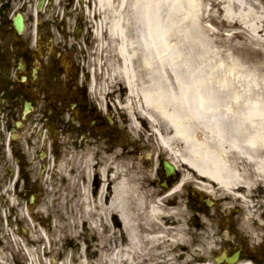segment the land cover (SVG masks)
<instances>
[{"label": "bare ground", "instance_id": "obj_1", "mask_svg": "<svg viewBox=\"0 0 264 264\" xmlns=\"http://www.w3.org/2000/svg\"><path fill=\"white\" fill-rule=\"evenodd\" d=\"M94 2L87 14L95 20L88 24L95 29L98 56L102 49L117 57L102 54L98 59L106 69L109 108L121 107L134 138L148 135L154 145L128 150L107 143L75 144L68 189L46 202V211L62 212L72 204L76 210L66 220L75 225H69L76 229L84 223L97 235L99 260L94 262L88 252L87 259L81 255L74 264L204 262L203 251L191 249L192 214L186 200L192 196L184 189L205 193L223 215L230 203L246 204L264 194V75L249 70L239 53L224 55L204 25L220 13L229 27L248 35L247 40L235 36L246 43L241 48H255L264 43V7L259 0ZM160 150L169 155L183 188L167 193L152 188L159 186L152 182V168ZM92 174L101 181L97 196H90L81 183H88ZM115 216L121 242L113 245L117 232L108 230L109 218ZM216 216L217 209L210 218ZM39 235L36 229L25 257L44 264L42 255L33 252L38 244L45 245ZM181 249L187 253L178 255ZM9 251L18 258L16 245Z\"/></svg>", "mask_w": 264, "mask_h": 264}, {"label": "flooded vegetation", "instance_id": "obj_2", "mask_svg": "<svg viewBox=\"0 0 264 264\" xmlns=\"http://www.w3.org/2000/svg\"><path fill=\"white\" fill-rule=\"evenodd\" d=\"M73 3L0 0V243L12 222L10 196L35 192L37 183L31 181L46 176L56 162L59 147L47 129L57 131V124L60 134L81 140L96 134L110 142L112 137L111 125L85 82L83 48L31 46L34 16L46 40L59 20L75 18L77 13L68 8ZM18 14L24 17L22 34L15 26ZM263 197L258 194L246 204H234L232 241L214 244L212 256L225 252L235 264H264ZM250 208L253 211L247 212ZM200 212L205 215L204 208ZM7 257L8 253L0 252V261H8Z\"/></svg>", "mask_w": 264, "mask_h": 264}, {"label": "rangeland", "instance_id": "obj_3", "mask_svg": "<svg viewBox=\"0 0 264 264\" xmlns=\"http://www.w3.org/2000/svg\"><path fill=\"white\" fill-rule=\"evenodd\" d=\"M221 17L222 16L220 15V13L213 14L211 17L208 18L204 26L209 29V32L211 34H214L213 36H210V38L214 40L215 45H217L218 47H221V49L224 51V55L234 56L236 53H239L241 55L243 54V61H244L245 66H248V65L250 66L251 62L254 63L256 60L260 59L259 57H264V48H241L244 46V44H246L241 39H245V40L248 39L246 33L242 31H237L236 28L234 29V28L229 27L228 23L225 20L221 19ZM84 25H85V22H84ZM85 32H86V37H88L86 27H85ZM236 33L239 34V36H241L242 38L241 39L236 38L235 37ZM96 43L97 42H95L94 47L93 45H91L90 47H86V48H96ZM248 45L249 43H247L245 47H247ZM110 55H112L113 57V58L111 57V59L116 60L117 58L116 55L114 56L113 53H110ZM249 57H253V58L249 59ZM255 71L258 72L257 70ZM260 74L262 75V73ZM101 85L104 88L103 96L105 97L107 90L105 91L104 79H103V83L98 84L99 88L101 87ZM118 115H119V112L117 111V109H114V116L116 117V120H118V117H119ZM148 141H149L148 137H146V142L149 143ZM140 145H142V143ZM154 167L155 168H153V172L156 177L157 170H158L157 161ZM55 177H56V180L50 181L52 177L50 180L47 179L45 189L49 188V193L51 192L57 193L61 187H66L63 184V181H64L63 176L59 174V175H56ZM158 177L162 179L165 178L163 173L160 174ZM99 179L100 178L96 174H92V176L88 179L89 180L88 183L87 181H85V179L81 182L82 184H85L84 186L85 188H87V191L90 194V196L92 195L97 196L99 194V191H100L99 189L101 186V181H99ZM95 180H98V187L96 190L94 188ZM170 180H173V178H170ZM65 189H68V187ZM46 198L48 197L46 196ZM50 198L52 202L55 201L56 199L54 195ZM44 206H45L44 203L40 204V206L37 209H35V213H37V217L39 216L38 218L41 219L42 224L43 225L45 224L44 228L47 231L41 228V226L36 227V224L33 221H30L29 219H27L26 215H23V213H21V216L19 217V219L23 223V226H24L23 228L28 230L29 234L30 232L32 233V231L34 230V227H36L41 231L42 235L46 237L45 245L41 248L42 255L46 253V255L54 256L55 263L60 262V264H62L63 262H67L69 264H74L73 259L75 257L79 258L81 255H83L84 258L87 259V256H88L87 253L90 252V253H93V256H92L94 257L93 261L97 262L99 260V256L97 254L99 250L97 248L98 242L95 240L97 236L95 232L89 226L85 225L84 223H81L78 228H76L75 226L76 229H73V226L69 225L70 223L75 225L73 220H70V219L66 220L70 216H73V211L76 210L74 206L72 204H69L66 207L65 211L63 210L62 212L58 208H52L51 211L46 212L45 210V213H42L45 209ZM26 213L27 212L25 210V214ZM109 220H110L111 229H109L108 231L117 232L116 236L111 240L113 245H115L116 242L117 243L121 242V223L119 222L116 216L114 217V219L113 217L109 218ZM87 229L90 230L89 234L87 232ZM193 230L196 231V229H193ZM101 231L103 232V229H101ZM105 236L106 238L107 237L109 238L111 236L110 232H107ZM40 237H41V234H40ZM74 237L75 238L78 237V240L77 239L75 240ZM192 240L194 241L193 235H192ZM70 242L72 245L70 244ZM75 243L79 247V250L75 248L76 247ZM181 253L182 252L179 251L177 254L179 255ZM44 261L48 264L51 263L50 259H47V258Z\"/></svg>", "mask_w": 264, "mask_h": 264}, {"label": "water", "instance_id": "obj_4", "mask_svg": "<svg viewBox=\"0 0 264 264\" xmlns=\"http://www.w3.org/2000/svg\"><path fill=\"white\" fill-rule=\"evenodd\" d=\"M166 167L168 168V170H169V171H172V170L169 168V166H168V165H167Z\"/></svg>", "mask_w": 264, "mask_h": 264}]
</instances>
